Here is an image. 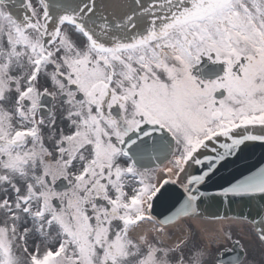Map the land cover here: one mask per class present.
I'll use <instances>...</instances> for the list:
<instances>
[{"label":"snow or ice","instance_id":"obj_1","mask_svg":"<svg viewBox=\"0 0 264 264\" xmlns=\"http://www.w3.org/2000/svg\"><path fill=\"white\" fill-rule=\"evenodd\" d=\"M257 143L264 0H0V264H254Z\"/></svg>","mask_w":264,"mask_h":264},{"label":"water","instance_id":"obj_2","mask_svg":"<svg viewBox=\"0 0 264 264\" xmlns=\"http://www.w3.org/2000/svg\"><path fill=\"white\" fill-rule=\"evenodd\" d=\"M260 166H264V145L257 143L246 148L238 159L227 164V166L221 170L219 176H217L216 181L222 182V180L220 179L221 177H229L232 174L239 172H244L245 174H248L249 169L255 171L256 168ZM217 207H218L217 205H214L213 207L207 208L206 210L209 212H214L217 210ZM255 207H256L255 204L233 205V207L230 210H228V214L233 215L241 212L247 213L250 209L253 210V214H255L254 212ZM219 211L221 213H224L226 210L221 207L219 208Z\"/></svg>","mask_w":264,"mask_h":264},{"label":"rangeland","instance_id":"obj_3","mask_svg":"<svg viewBox=\"0 0 264 264\" xmlns=\"http://www.w3.org/2000/svg\"><path fill=\"white\" fill-rule=\"evenodd\" d=\"M224 226H231L233 230L236 231L237 229L242 230L244 232L246 230V225L240 222L231 223L228 221L224 222ZM249 260L253 261L254 264H262L264 262V252L261 251L258 245H253L250 249L249 253Z\"/></svg>","mask_w":264,"mask_h":264},{"label":"bare ground","instance_id":"obj_4","mask_svg":"<svg viewBox=\"0 0 264 264\" xmlns=\"http://www.w3.org/2000/svg\"><path fill=\"white\" fill-rule=\"evenodd\" d=\"M198 223H200V222L198 221Z\"/></svg>","mask_w":264,"mask_h":264}]
</instances>
